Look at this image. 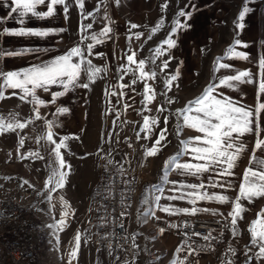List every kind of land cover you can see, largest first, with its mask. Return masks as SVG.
Listing matches in <instances>:
<instances>
[{
	"label": "snow or ice",
	"instance_id": "snow-or-ice-1",
	"mask_svg": "<svg viewBox=\"0 0 264 264\" xmlns=\"http://www.w3.org/2000/svg\"><path fill=\"white\" fill-rule=\"evenodd\" d=\"M115 3L119 5L120 0H115ZM73 4L79 9L82 20L78 29L80 32L78 44L72 46L64 54L55 56L50 61H42L21 70H0V101L12 96H18L21 101L33 105V115L36 120L45 119L41 115V107H47L50 104L57 105V101L60 98L65 97L78 88L89 89L97 79L102 78L101 74L109 71L107 66L98 67L89 58L93 55L102 56L101 53H93V49L97 45L113 38L112 21L106 11L108 0H98L96 6V12L100 11L101 6L104 7L105 15L102 18L108 21L98 33L91 31L93 23H83V20H95L94 12H84L85 0H73ZM41 6H44L46 10H40ZM58 6H62L65 18L67 19L69 12L68 0H11L10 12L7 17H0V24L5 23L7 19H16V22L21 26L17 28H0V35L44 38L65 31L63 28L50 29L24 26L26 21L31 18L45 20L54 17ZM167 7L168 3L165 0L162 9L166 10ZM249 11L250 9L244 6L238 14V21H243ZM178 15L185 18L191 17V13L185 10H181ZM163 23L164 20L161 18L159 23L152 28V33L154 34L162 27ZM138 27L140 26L137 24H130V30ZM185 27V24L181 20L175 22V26L172 28L169 36L152 50V55L149 58L152 65H155L161 57L167 56L169 51L176 46L173 36ZM236 27L242 29L244 25L243 23H237ZM89 32H91L90 35ZM142 36L143 33H133L127 39L129 41L133 38L140 40ZM151 38V35H149L148 39ZM85 41L89 42L85 44ZM239 47L247 48L248 45L246 43L242 44L239 39L235 40L227 48L223 56L216 58L214 71L232 70L234 66L224 62L226 60H247L248 54L238 51ZM140 50L142 49H128L123 57H118L124 63H121L116 69L117 84L111 85L110 89H106V95L110 98L115 97L116 103L122 105V112L117 111L115 105L109 99V104L111 105L108 110L109 114L116 117L112 121L113 125H116L121 115L129 109L136 111L137 115L142 116V125L139 131L135 133L136 141L141 139L151 140L154 131L161 123L159 115H145V112L151 113L155 111L156 113L163 114L168 111L164 104H158L155 109L150 107L156 101L158 94L153 85L148 83V81L155 82L158 73L154 69H148V59H138L137 54ZM30 51V49L0 51V58L26 55ZM171 59L172 57L168 56L167 59L162 61L159 66L161 73H165L168 69ZM258 69V81L253 78V74L249 70L235 71L234 74L223 75L218 78V82L207 85L203 89L202 94L188 101L183 108L176 110L175 115L178 121L177 134H182L185 128L193 130L198 134L181 140L180 152L165 161L162 184L159 186L152 185L150 189L154 193H159L153 196L156 208L143 214L145 217L144 223H147L148 219H155L157 221L161 219L160 216L156 215L157 209L167 216H197L201 213H210L213 216L222 218L221 221L217 222L222 223L223 228H229L233 237L238 235V221L244 219V213L248 210L243 202L252 203L256 199L264 198V156H257V152H264V135H262L264 134V124H262V117H264V56L258 59ZM129 75L133 77L131 83L124 84V78ZM178 77L179 69L176 70L175 74L167 75L164 81L166 91L160 94L165 96V102L168 105L175 103V100L168 96V92L172 91L173 82ZM137 81L144 82L143 99L140 101L143 107L134 109L132 104L124 100V97L128 95L124 89L131 88ZM244 83H258V100L254 107L240 103L232 96L226 94L225 90L236 91L239 85ZM53 87H57L60 90L52 91ZM111 88H118L120 91H111ZM9 90L12 91L9 93ZM16 90L19 91L17 92ZM41 91L43 93H50V100L46 101L41 98L38 94ZM69 112V107L57 105L54 115L58 117ZM18 115V113H9L7 117L0 115V135L9 132L19 135V132L26 129L33 122L32 118L22 121L17 118ZM162 122L164 127L159 129V134L156 136L152 147L144 151L145 158L157 156L164 147L163 142L167 139L169 116L164 115ZM123 123L127 124L129 122L125 120ZM58 127L57 121L48 120L46 137H37V143L41 139H46L52 145L50 151L52 160L48 164L50 172L45 182V189L49 193L46 199L51 205L50 212L56 209V205L52 203V193L66 186L67 177L71 171V165L65 160L62 149L70 151L67 141L69 139H79L78 136H60L57 140L55 137L58 134L53 129ZM141 133L145 135L142 137ZM247 135H255L256 139L249 158V164L245 168L239 183L238 193L232 198L227 194L233 189V183L230 178L235 175L234 169L239 159L248 151V146L243 139ZM111 136L112 133L109 132L107 138L102 136V139H105V142L108 143L111 140ZM128 139L130 140L131 138ZM18 143L19 147L23 148L25 138L21 137ZM132 146L133 144L129 142L128 147L131 148ZM17 151L19 153V149ZM102 153L103 148H100L96 154L101 155ZM126 156L127 154H125ZM29 157L43 159L39 152H28L26 155L19 154L20 159H28ZM184 157H187V159H182ZM101 158H104L103 155H101ZM116 163L119 165L117 171L123 175V165L119 164V162ZM107 164L112 165L113 160L109 159ZM105 167L107 170V166ZM169 172H177L180 176L192 177L198 182L191 183L184 180L170 181L168 179ZM205 176H207V182L204 180ZM28 183V181H24V184ZM163 184H171V187L167 189L171 193L170 195H164L165 188ZM209 189H220L221 191H209ZM162 199L167 201H183L190 205V207H177L170 203L161 204L160 201ZM145 202H147V199ZM200 202L231 205V208L225 215V213L217 209L197 207V204ZM59 205L61 214L57 224L54 226L59 230H63L67 218L73 213L69 202L63 196L59 197ZM124 215V212L120 213L121 217ZM119 227L123 229V223ZM191 227L193 226L187 223L183 225L168 223L166 227H160L158 231L160 235H163L167 229H187ZM212 231L209 230L206 235L198 231H192L191 233L184 231L183 235L186 239L175 249V258L172 259L171 264H192L190 257L198 256L206 250L203 247L199 249L194 248L189 243L192 236L201 237L203 240L208 241L207 250H214L211 241L217 238L212 235ZM248 231L251 237L248 251L251 252L252 247L257 249L254 257L249 256L248 258L247 264H251L253 258L264 260V209H261L257 213V218L251 222ZM81 238V234L77 232L74 238V246L68 254V264H72V261L78 258ZM122 239L126 241L128 237L125 236ZM132 240V249L138 248V245L135 244L134 235ZM109 247L111 248L112 245L109 244ZM228 251L235 255V249L229 248ZM185 252L186 255L181 257L180 254ZM227 264H232V261H228Z\"/></svg>",
	"mask_w": 264,
	"mask_h": 264
},
{
	"label": "crops",
	"instance_id": "crops-1",
	"mask_svg": "<svg viewBox=\"0 0 264 264\" xmlns=\"http://www.w3.org/2000/svg\"><path fill=\"white\" fill-rule=\"evenodd\" d=\"M125 0H120L119 5L115 3V0L112 1L111 6H113L115 14L113 18V38L111 40H107V42H113L115 44L113 58L118 60V57L122 56V47L124 44H129L132 48L137 47L138 44H153L158 43L155 39H148V36L151 35L153 38L155 33H152V28L154 25H150L149 22L146 21L144 25L138 27L136 29L130 30V22L129 24L122 20L121 16H118L117 6L121 8L122 3ZM148 2V0H145ZM159 1V0H158ZM162 5L165 3V0H160ZM69 2V12L67 14V19L65 18V14L62 10V6H58L56 15L52 18L39 20L35 18L28 19L24 26L33 27V28H50V29H65L63 32H59L57 34L50 35L44 38L32 37V36H24V37H16V36H8V35H0V51H20L24 49H30L31 51L26 55L14 56V57H5L0 58V70H9V69H21L22 67H29L34 64H38L42 61L47 62L50 61L55 56H59L64 54L70 47L76 45L80 41V32L79 27L82 22L81 15L79 14V9L74 6L73 0H68ZM127 2V1H126ZM150 9L151 14L158 10L156 0H151ZM155 2V3H154ZM98 0H85V9L84 12H94L96 13L97 18L102 17V13L104 12V7L101 6L99 12H96ZM168 7L167 11L171 13L167 19V22L163 23L161 39L162 42L166 39L171 33L172 28L175 26V22L177 20H181L185 24V28L183 30H179L174 36L173 39L176 41V46L172 48L167 56L162 57V61L167 59L168 56H171L172 59L170 61V65L168 69L163 73V75H172L176 73V70L179 69V77L173 82L172 91L168 92V96L175 100V103L168 105L165 102V96L161 95L166 91L164 83L161 86L154 84L153 81H148V83L152 84L157 92V99L153 102L150 107L155 109L158 104H164V106L168 109L167 112L163 114L156 113L155 111L148 113L145 112V115H159L161 117V123L159 127L154 131L151 140L141 139L136 141L135 133L139 131L140 126L142 125V116L137 115L136 111L129 109L126 113H123L120 117V120L117 121V129L118 131L112 135L113 139L116 140V143L113 145V152L115 156H118L117 160H113V164L111 165L114 168H117L119 164L123 165L124 171L134 175L139 180L140 186V194L134 204L133 214L130 223V235H129V243L132 245L133 235L135 236V244L138 245L136 250L148 252V253H160L163 256L160 263L165 264L166 259L164 257L167 256V253L175 250L179 244H182L184 241L181 236L173 231V229H167L163 235L159 234L160 227H166L168 223H178L182 222L188 218L199 217V218H220L219 216H213L210 213H201L197 216H187V215H179V216H167L166 214L160 212L158 209L156 210V215L160 216L161 219L159 221L155 219H148L147 223H144L145 220L144 213L149 212L156 208L155 202L153 200V196L159 193L152 192V185H161L163 181V168L165 161L176 153L180 152L181 144L180 141L183 139H187L191 136L197 135L193 130L185 128L182 134H177V117L175 115L177 109L183 108L186 103L198 95L202 94L203 89L209 85L210 83L217 82V74L218 72L214 71L216 67V56L214 58L213 63L209 62V65L206 64L203 60V48L206 46H211L213 43H217V25L219 18L218 11H223L222 7H219L218 0H167ZM110 4V2H109ZM244 6H247L250 11L246 14L245 19L243 21H238V15L236 16L235 23H243L244 27L241 31H238V36L235 40L239 39L242 44L246 43L248 45L247 48L239 47L238 51H243L248 54L247 60L240 59H232L226 60L224 62L230 63L234 66L232 70H225V74H234L235 71H243L249 70L253 74V78L258 81L259 79V69H258V59L261 56H264V37H262L261 27L263 24V20L261 18V11H264V5H260L259 3H255L252 0H247L243 3L242 6L238 9L239 12L243 9ZM11 8V0H0V17H7ZM263 8V9H262ZM227 9V8H226ZM40 10H46L44 6H41ZM181 10H185L191 13L190 18L180 17L178 14ZM15 16V14H14ZM154 16V15H153ZM148 17V16H147ZM95 19V20H83L84 24L93 23L92 31L99 32L102 27L106 24L104 19ZM16 22V19H7L5 23L0 24V28L8 27V28H17L20 27ZM144 28V30H143ZM253 31V32H252ZM133 33H143V36L140 40H136L133 38L131 41L127 39V37ZM91 32H89V35ZM157 38V37H156ZM89 41H85V44ZM234 41L232 42V44ZM231 44V45H232ZM204 69H208L209 71H204ZM116 69H113L112 72H108V75L114 76V81L117 84V73ZM209 75L210 80L209 83H203L202 75ZM106 76L105 73L101 74ZM213 76V79H212ZM112 80V81H113ZM102 81V101L100 104L101 109H105L103 112L105 116L100 120V123L103 124V127L98 130L103 133V135L111 132L110 125L112 121L116 119L109 114V99H111L112 104L118 108V111L122 112V105L116 103L115 97H109L106 95V89H110L112 84L106 83V78L101 79ZM144 88V87H143ZM60 89L57 87H53L52 91H59ZM258 83H244L240 84L238 90L230 91L225 90L226 94L232 96L234 99L243 103L247 106H255L258 100L257 95ZM12 91V90H9ZM17 92L19 90H16ZM111 91H120L118 88H111ZM124 91L128 93L127 96L124 97V100L133 105L134 109L142 108L140 101L143 99V91L139 90L137 86H131V88H125ZM10 93V92H9ZM41 98L46 101L50 100V93H43L42 91L38 93ZM57 105L67 106L75 111L82 112V108L89 107L90 103L88 101V95L82 88L76 89L74 92L67 94L65 97L60 98L57 101ZM57 105H48L47 107H41V109H46L50 114L49 120H55L58 124L63 123H73L74 120L72 117L60 115L56 116L55 108ZM29 106L33 107V105L29 104ZM169 116V123L167 125V139L164 143V147L162 151L155 157L145 158L144 151L150 147H152L156 136L159 134V129L164 127L162 122L163 116ZM114 118V119H113ZM127 120L129 123L124 124L123 121ZM79 121L83 122L82 115L79 117ZM262 124H264V117H262ZM117 133L119 134L117 136ZM145 134L141 133L143 137ZM264 135V134H262ZM100 136V135H99ZM102 139V137H100ZM106 138V137H105ZM128 138H131L130 140ZM248 146V151H246L241 158L239 159L236 168L234 169L235 175L231 177L233 183V189L230 190L227 194L234 198L238 193V186L242 179L243 172L245 168L249 164V158L251 155V151L254 145V141L256 139L255 135H247L244 138ZM119 141V142H117ZM131 142L133 146L131 148L128 147V143ZM105 151V150H104ZM125 154L127 156L125 157ZM257 156H264V152H257ZM184 160L187 157L182 158ZM99 171L96 172L95 176L91 180V184L88 186L87 196H90V190L93 183L98 178ZM168 179L170 181L175 180H184L186 182L197 183L198 181L192 177H184L180 176L177 172H169ZM205 182H207V176L204 178ZM165 188L164 195H170L167 191L168 188L171 187V184H163ZM209 191H221L220 189H209ZM147 199V202L145 200ZM89 201V200H88ZM161 204H174L177 207H190L186 202L183 201H167L162 199L160 201ZM244 206L248 209L244 213V219L238 221L237 225V233L238 235L233 237L229 228H226L219 239L218 246L212 248L214 250H207V245L209 244L206 241H201L198 243H192L194 248H205L206 250L201 252L198 256L190 257L192 260V264H213L220 261L219 256L225 255L226 258H238L239 260H244V264H247L249 256H253L257 249L252 247L251 252L248 251V246L250 244V233L248 228L251 222L257 218V213L264 209V198H259L254 200L252 203H248L244 201ZM197 207H206L210 209H217L220 212L227 214L230 210L231 205H219L214 202H200L197 204ZM1 229V228H0ZM154 237V239H153ZM143 245V247H141ZM229 248L235 249V255L228 251ZM47 246L45 248L46 254L43 252V262L44 264H51L50 258L52 257L51 253L48 252ZM181 257L186 255L185 253L180 254ZM219 263V264H220ZM0 264H8L7 258L0 248ZM251 264H264V260H257L255 258L252 259Z\"/></svg>",
	"mask_w": 264,
	"mask_h": 264
},
{
	"label": "rangeland",
	"instance_id": "rangeland-1",
	"mask_svg": "<svg viewBox=\"0 0 264 264\" xmlns=\"http://www.w3.org/2000/svg\"><path fill=\"white\" fill-rule=\"evenodd\" d=\"M113 0H108L107 15L114 18V8L111 6ZM127 1V2H126ZM151 0H125L122 3L121 8L117 6V14L121 16L122 20L137 24L141 27L147 22L154 27L163 18L164 23L167 22L165 19L168 18L171 13L162 9V2L156 0L158 10L151 14L150 3ZM247 0H218L219 7L223 8V11H218L219 18L217 19V43L211 44L203 48V60L209 65V62L213 63L215 56H223L227 48L235 41L239 35L238 31L240 28L236 27L234 22L238 15V9ZM256 4L259 3L261 6L264 5V0H252ZM110 2V4H109ZM227 8V9H226ZM263 9V8H262ZM105 15V9L102 13V17ZM148 16V17H147ZM101 16L97 18L95 13V19H103ZM261 18L263 24L261 27L262 37H264V11H261ZM106 23L108 21L104 20ZM113 23V21H112ZM94 29V28H93ZM144 30V28H143ZM92 31V30H91ZM162 27H160L155 36L151 39L157 40L158 43L153 44H138L137 47L132 49H142L138 51V59H148V69H154L157 73V79L154 84L161 86L164 83L166 76L160 72V64L162 63V57L157 60L155 65L151 64L150 57L152 50L155 49L161 42ZM253 32V31H252ZM157 37V38H156ZM115 44L113 42L101 43L93 49V53H101L100 55H93L89 58L93 60V63L98 67L107 66L109 71L118 67L123 60H115L113 57ZM129 44H124L122 47V56L130 48ZM71 48V47H70ZM210 59V60H209ZM172 63H169V66ZM22 67L21 69H24ZM21 69H9L10 70H21ZM204 71H209L203 68ZM225 70H220L217 74L218 78L226 75ZM107 72V73H108ZM102 76L91 85L89 89H83L88 95L89 107L82 108V112L72 111L64 114V116L72 117L73 123L59 124L58 128L53 130L58 134L55 137L57 140L60 136H78L79 139H69L67 141L69 150H63L65 160L71 165L70 174L67 177L66 186L52 193V203L56 205V209L50 212L51 205L47 201L46 197L49 194L45 189V182L48 179L50 169L48 167L49 161L52 160L50 151L52 145H50L46 139H41L37 143V137H46L47 134V121L50 119V114L46 109H41L42 117L45 119H34L33 107L29 106V103L21 101L18 96H12L11 98L0 101V115L7 117L9 113H18V119L24 121L32 118V123L28 125L26 129L17 133L9 132L0 135V213L1 209L4 208L5 201L15 199L20 204L24 205L26 213L34 218L35 216L40 218L45 231V242L48 252L51 253L50 258L51 264H68V254L74 246V238L77 232L81 234V244L78 252V258L72 261V264H162L160 263L163 258L160 253H148L132 249L130 255H126L125 252L117 251L114 252L105 247L95 246L92 242V225L90 218L89 209V197L87 196L88 186L91 184V180L95 176L96 172L99 171L100 166L108 165L109 159L117 160L118 156H115L113 152V145L116 140L111 136L110 142L106 143L105 139L100 137H106L107 134L98 133L103 124L100 120L103 118L105 109H101L100 104L102 101V88L101 86L103 78H106L107 84L116 82L113 80V75ZM132 76H126L123 80L124 84H130ZM203 83H209L210 76L202 75ZM213 79V76H212ZM113 80V81H112ZM133 86V85H132ZM141 91H143L144 82L137 81L134 85ZM108 89V88H107ZM11 92V91H9ZM74 92V91H73ZM118 111V108H116ZM82 115L83 122L79 121V117ZM115 118L114 115H111ZM113 118V119H114ZM115 120V119H114ZM117 124V123H116ZM111 133L114 135L118 131L117 125H110ZM100 135V136H99ZM25 138L23 148L19 147V139ZM103 148L104 158L101 155H97L98 149ZM19 149V153L18 150ZM105 150V151H104ZM28 152H39L43 159H37L29 157L28 159H20L19 154H27ZM111 166V165H108ZM24 181H28V184H24ZM63 196L66 201L69 202L72 210V215L67 218L63 230H59L54 225L57 224L60 218V205L59 197ZM220 219H222L220 217ZM1 228V223H0ZM224 228L222 232L225 230ZM221 238V232L218 235L216 244H212L213 247L218 246L219 239ZM237 238V237H235ZM191 243V242H189ZM181 245V244H179ZM143 247V245L141 246ZM46 252L44 251V255ZM175 250L173 249L167 256L164 257L165 264H171ZM118 257V259H117ZM237 257V256H236ZM226 258L225 255H220L219 259L221 263L216 261L213 264H227L228 261H232V264H244V260L238 258ZM158 258V259H157Z\"/></svg>",
	"mask_w": 264,
	"mask_h": 264
},
{
	"label": "built area",
	"instance_id": "built-area-1",
	"mask_svg": "<svg viewBox=\"0 0 264 264\" xmlns=\"http://www.w3.org/2000/svg\"><path fill=\"white\" fill-rule=\"evenodd\" d=\"M139 194V180L134 175L126 171L121 175L117 168L108 165L100 166L98 178L93 183L89 196L92 242L95 246L105 247L114 252L122 251L126 255L132 253L129 243L130 223L133 207ZM24 208V205L15 199L5 201L0 213V248L8 264H44L42 257L46 242L42 222L37 216L31 218ZM121 212L125 213L123 217L120 216ZM221 220L220 218L192 217L177 224L187 223L193 227L173 229V231L185 241L184 231L189 233L198 231L206 235L209 230H213L212 235L217 239L211 243L216 244L219 233L224 229L222 223L217 222ZM121 223H123V229L119 227ZM125 236L128 237L126 241L122 239ZM201 241L205 240L192 236L189 242ZM109 244L112 245L111 248Z\"/></svg>",
	"mask_w": 264,
	"mask_h": 264
}]
</instances>
